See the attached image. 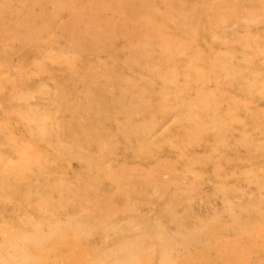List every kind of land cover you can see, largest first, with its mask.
<instances>
[{
	"label": "rangeland",
	"instance_id": "374dc122",
	"mask_svg": "<svg viewBox=\"0 0 264 264\" xmlns=\"http://www.w3.org/2000/svg\"><path fill=\"white\" fill-rule=\"evenodd\" d=\"M0 264H264V0H0Z\"/></svg>",
	"mask_w": 264,
	"mask_h": 264
}]
</instances>
